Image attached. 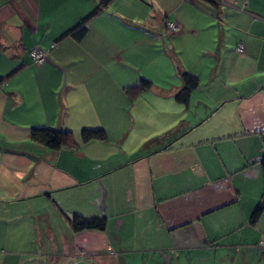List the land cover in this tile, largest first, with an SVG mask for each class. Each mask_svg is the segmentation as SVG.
I'll return each instance as SVG.
<instances>
[{
  "label": "crops",
  "instance_id": "0c3cea01",
  "mask_svg": "<svg viewBox=\"0 0 264 264\" xmlns=\"http://www.w3.org/2000/svg\"><path fill=\"white\" fill-rule=\"evenodd\" d=\"M104 1L0 0V264L263 260L264 0H111L65 35ZM183 72L199 78L186 103ZM76 215L106 227L75 231Z\"/></svg>",
  "mask_w": 264,
  "mask_h": 264
},
{
  "label": "trees",
  "instance_id": "16d2710c",
  "mask_svg": "<svg viewBox=\"0 0 264 264\" xmlns=\"http://www.w3.org/2000/svg\"><path fill=\"white\" fill-rule=\"evenodd\" d=\"M111 0L102 2L97 8L91 12L88 16L83 18L78 24L71 28L65 35L73 34L76 37H82L87 31L88 21L96 14L101 12ZM182 79L184 82L183 88L177 92L176 98L178 101L186 103L189 100L190 94L194 89L199 86V78L192 72H183ZM152 82L143 79L140 83L128 87L126 90L129 94L134 95L144 90L151 88ZM31 138L33 141L48 147L52 150H59L64 146H70L74 143V136L67 128H46V127H33L31 129ZM83 141L90 140H106L107 136L102 129H85L82 132ZM261 166L264 171V157L261 160ZM264 212V193L261 201L256 206L253 215L252 222H256L262 213ZM72 226L75 231H82L84 229H96L104 230L106 227V219L100 217H82L76 215L72 219Z\"/></svg>",
  "mask_w": 264,
  "mask_h": 264
},
{
  "label": "rangeland",
  "instance_id": "374dc122",
  "mask_svg": "<svg viewBox=\"0 0 264 264\" xmlns=\"http://www.w3.org/2000/svg\"><path fill=\"white\" fill-rule=\"evenodd\" d=\"M115 253V251H113ZM118 253H116L115 257L118 260L117 264H214L212 259H209L207 262L202 263L197 260H189L186 259L184 260L183 257L179 259H163L160 257H157V255L151 254L149 251L145 252H134L130 254H120L118 257ZM81 261L83 259L81 258ZM217 264H234L233 261L231 260H219L217 261ZM256 264H264V259L263 260H258L256 261Z\"/></svg>",
  "mask_w": 264,
  "mask_h": 264
},
{
  "label": "built area",
  "instance_id": "2783aa9c",
  "mask_svg": "<svg viewBox=\"0 0 264 264\" xmlns=\"http://www.w3.org/2000/svg\"><path fill=\"white\" fill-rule=\"evenodd\" d=\"M167 30L171 33H176L180 31V27L177 23L174 22H168L167 24ZM239 51H242V47L238 48ZM31 57L35 63H43L47 59V53L46 51L42 50L41 48L37 47L31 50L30 52ZM264 245V244H263Z\"/></svg>",
  "mask_w": 264,
  "mask_h": 264
}]
</instances>
